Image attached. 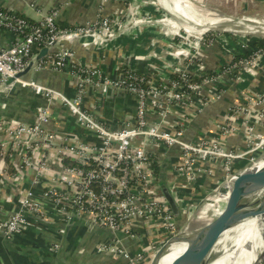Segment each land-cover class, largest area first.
Listing matches in <instances>:
<instances>
[{
    "label": "built area",
    "instance_id": "obj_1",
    "mask_svg": "<svg viewBox=\"0 0 264 264\" xmlns=\"http://www.w3.org/2000/svg\"><path fill=\"white\" fill-rule=\"evenodd\" d=\"M106 1L101 0L95 20L65 28L58 25L56 10L33 24L0 8V31L14 35L10 46H0V85L28 66L35 50L49 47L44 66L37 70L51 67L55 72L65 71L76 88L75 95L68 96L36 80H19L22 87L41 95L47 105L39 108L32 123L0 120V166L11 155L9 144L14 149L21 146V167L33 171L35 184L47 181L48 186L41 192L30 187L16 210L0 215V233L7 238L14 236L28 223L29 214L49 221L47 207L51 205L65 225L83 220L91 229L101 227L137 239L141 248L136 252L116 238L100 243L97 250L111 256L119 254L128 264H146L180 228L160 179V167L165 159L171 162L172 151H177V159L171 168L193 193L202 178L220 174L217 185L236 171L264 160V84L246 103L228 107L218 135L199 141L187 137L194 117L221 99L228 83H245V73L251 77L260 74L264 79V43L250 49L253 38L237 42L241 54H249L215 68L203 55L207 45L176 35L171 45L184 64L168 67L176 77L156 85L130 66L120 77H113L77 59L69 43L83 37L91 45L106 46L119 36H137V29L165 24V20L143 11L151 1L132 0L127 12L110 14L102 8ZM227 47L230 44L220 46ZM108 87L124 90L136 99L135 111L119 124L85 106L89 90L104 95ZM57 101L75 118L82 136L51 129L52 108ZM236 134L242 135L243 143H227ZM216 185L199 200L194 199L195 193L185 198L170 188L188 217ZM155 230L161 232L160 237Z\"/></svg>",
    "mask_w": 264,
    "mask_h": 264
},
{
    "label": "crops",
    "instance_id": "obj_2",
    "mask_svg": "<svg viewBox=\"0 0 264 264\" xmlns=\"http://www.w3.org/2000/svg\"><path fill=\"white\" fill-rule=\"evenodd\" d=\"M150 1L151 4H147L143 11L150 13L155 18H160L161 13L157 6L153 0ZM183 1L195 14L191 2ZM100 2L101 0H0V8L36 22L45 14L56 10L59 14L58 25L65 28L95 20L99 15ZM130 3V0H108L105 4L102 3V8L106 14L119 11L127 12ZM229 5V3H225V6ZM242 5L246 8L245 14L252 13L251 11L257 12V15L264 13V0H253L252 3L248 2ZM232 6L234 7V5ZM249 8L250 11L247 10ZM164 23L145 25L139 31L137 29V36L122 35L106 46L91 45L88 42L89 39L83 37L80 38V41H74L69 45L74 50L77 59L88 65L99 67L107 75L120 77L125 67L130 66L158 85L173 78L174 70L168 67L172 66L173 68L176 64L184 65L181 58L176 55L175 47L171 45L172 40H176L177 34L166 21ZM13 39V33L0 31V46H10ZM236 43H230V47L227 49H221L222 45H207L204 52L208 65L212 64L213 67L219 68L234 57L241 55L240 47ZM234 48L237 49V52ZM39 52L40 50L34 51V58ZM45 60L46 57L42 58L38 66H44ZM245 74L248 78L245 83H240V85H235L233 82L228 83L224 96L208 105L203 113L194 117L187 129L188 139L199 141L218 135V126L225 121L228 107L231 104H244L250 95L261 91L264 84L263 76L258 74L251 77L249 74ZM27 78L60 90L68 96L75 95V82L65 71L55 72L51 67H46L42 72L36 70L29 72ZM42 98L41 95H37L30 89L18 86L0 100V113L5 117L3 118L5 120L13 121L12 119H15L20 123H32L42 104ZM118 102L122 105V116L130 115L135 111L136 99L133 95H124L123 103L118 99L115 104ZM103 103L104 98L100 93L96 90L88 91L85 97V106L97 109L99 114L109 120L110 118L103 115L102 111L109 114L113 111L111 108L104 110ZM51 129L62 134L78 132L82 136V130L78 127L75 118L59 101L52 108ZM242 138V135L236 134L229 138L227 143L232 146L237 143L242 144ZM8 150L11 155L0 166V215L2 216H6L18 208L20 198L26 194L30 187L41 192L48 186L47 181L35 184L33 171L28 172L24 167H21V146L14 149L9 144ZM176 159L177 151H172L171 163ZM219 177L220 174H217L214 178L212 176L209 179H200L196 184L198 189L194 192V199L202 198L216 185ZM167 183L175 192L185 198L194 195L190 187L183 186V178L176 176L171 167L168 170ZM47 212L51 214L49 221L29 214L28 223L14 236L7 238L0 233V264H128L122 257L115 258L107 253L98 252L97 247L100 243L113 240L106 229L96 226L91 229L83 220H74L73 223L65 225L54 214L55 210L51 205L47 207ZM62 229L65 231L61 232ZM155 233L156 236H161L160 231L155 230ZM128 248L131 252H136L141 248V245L131 242Z\"/></svg>",
    "mask_w": 264,
    "mask_h": 264
},
{
    "label": "water",
    "instance_id": "obj_3",
    "mask_svg": "<svg viewBox=\"0 0 264 264\" xmlns=\"http://www.w3.org/2000/svg\"><path fill=\"white\" fill-rule=\"evenodd\" d=\"M153 1L161 13V17L178 36L188 42L218 46L248 38H264V15L243 17L241 19L225 20L224 18H218L214 21H204L193 14L190 7L183 0ZM50 50L49 47L42 48L23 71L0 85V100L6 97L9 91H14L18 86L22 87L20 79L30 80L27 78L29 72L35 70L42 72L43 69L37 70V67ZM124 95H127L126 91L116 90L113 87H108L104 95L101 94L104 98V110H110L111 108L113 111L111 114L102 111L103 115L110 118L109 120L114 122L124 120L122 105L119 102L115 104L118 99L123 103ZM46 105L47 102L43 99L39 108ZM3 118L5 117L0 113V120ZM12 120L16 122L15 119ZM167 163V159H165L161 166L160 179L163 184L165 198L177 218L180 228L172 238L164 241L158 247L147 264H160L162 258L177 245L184 247L183 252L172 264H201L202 258L217 245L225 230L245 217L255 214L254 211L246 212L240 209L253 200L264 198V160L244 167L221 181L199 202L196 209L188 217L183 214L180 203L176 200L167 183ZM106 230L113 239H120L121 244L129 251V243L138 242L137 239ZM112 257L121 256L116 254ZM263 263L264 251L255 264Z\"/></svg>",
    "mask_w": 264,
    "mask_h": 264
},
{
    "label": "bare ground",
    "instance_id": "obj_4",
    "mask_svg": "<svg viewBox=\"0 0 264 264\" xmlns=\"http://www.w3.org/2000/svg\"><path fill=\"white\" fill-rule=\"evenodd\" d=\"M241 211H254L225 230L217 245L208 252L201 264H255L264 251V198L244 205ZM183 246L172 248L160 264H172L183 252Z\"/></svg>",
    "mask_w": 264,
    "mask_h": 264
},
{
    "label": "rangeland",
    "instance_id": "obj_5",
    "mask_svg": "<svg viewBox=\"0 0 264 264\" xmlns=\"http://www.w3.org/2000/svg\"><path fill=\"white\" fill-rule=\"evenodd\" d=\"M252 1L253 0H187V2H191L192 5H190L195 10V14L204 21H214L218 18L229 20L235 18L241 19L243 17L256 16L258 13H255V11H251L252 13L245 14L246 8L243 7L244 5H242L243 3H252ZM130 2V7H132V0H130ZM225 3H229L230 5L225 6ZM232 5H234V7ZM247 10L250 11V8ZM261 15H264V13ZM206 47L207 46H205L204 48ZM204 48L203 55L205 56Z\"/></svg>",
    "mask_w": 264,
    "mask_h": 264
},
{
    "label": "trees",
    "instance_id": "obj_6",
    "mask_svg": "<svg viewBox=\"0 0 264 264\" xmlns=\"http://www.w3.org/2000/svg\"><path fill=\"white\" fill-rule=\"evenodd\" d=\"M22 17H24V16H22ZM24 18H26V17H24ZM26 19H28V18H26ZM31 23H33V24H36L37 22L36 21H34V20H30V19H28ZM253 40L254 41H251L249 44H250V49H254V48H256L258 45H260V44H262V43H264V38H253ZM249 53H247V52H244V53H242L241 55H238V57H241V56H247ZM238 57H236V59L238 58ZM141 74V73H140ZM174 77H176L175 76V74L173 75V78ZM75 93H76V88H75ZM219 135H220V133H219ZM171 165H172V163L171 162H168L167 163V174H168V170H169V168L171 167ZM162 166V165H161ZM160 171H161V167H160ZM199 200V199H198ZM141 235H143V234H146V232H142V231H138ZM148 235L146 234V237H147ZM149 260V259H148ZM148 260H147V262H148ZM147 262H146V264H147Z\"/></svg>",
    "mask_w": 264,
    "mask_h": 264
}]
</instances>
